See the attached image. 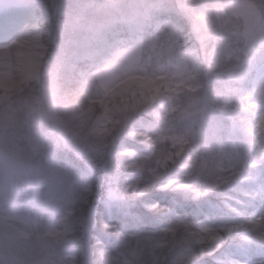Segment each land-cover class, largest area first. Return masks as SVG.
<instances>
[{
	"label": "rangeland",
	"instance_id": "obj_1",
	"mask_svg": "<svg viewBox=\"0 0 264 264\" xmlns=\"http://www.w3.org/2000/svg\"><path fill=\"white\" fill-rule=\"evenodd\" d=\"M22 1L30 7L25 26L18 14L13 13L7 16L8 23H14L12 25L16 28L15 31L8 30L9 34L14 40L21 35L23 47L15 53L11 50L0 51V90L13 92L27 83L40 80L42 88L45 87V82L47 84L46 99L53 101L57 96L59 73L62 67L59 61L55 64L43 61L44 54L41 49L44 47L43 41L47 33L41 28L38 6L47 1ZM196 1L199 2V0ZM53 2L58 3L59 0H48L47 3ZM120 2L121 0H106L103 6L115 7ZM134 2L150 4L149 0H134ZM194 2L179 0L178 5L190 13L188 10L192 8ZM100 4L101 0H95L93 6ZM221 7L225 8V14L228 17L236 21L230 27V38L223 43L224 60L216 69L219 76L211 83L206 78L202 83H198L200 79L198 69L194 68L186 57L177 54L176 45L185 37L169 36L166 33L169 26L168 20L155 21L149 37H124L109 61H105L102 65L86 66L80 71L76 90L82 101L78 103V107L80 111L94 109L97 106L101 108L98 115H91L96 136L101 138L98 141L99 144H104L111 137L109 134L106 137L103 136L112 129L120 101L129 97L128 86L130 83H138L139 97L148 104V112L152 115L151 129L162 144H169L170 139L172 142L190 140L188 143L207 148L215 160L216 168H218L217 165L227 162L243 170L248 167L263 166L264 111H261L260 102L264 99V56L261 55V50L264 48V12L252 0H223L219 6H216L217 10ZM192 33L201 42L208 40L196 21L193 22ZM170 59L174 60L171 64ZM43 69L45 79L41 78ZM130 70L135 71L129 80L120 87H114L118 77ZM250 94H254L253 99H245L241 104V97ZM132 97L135 98V94ZM42 99L44 100V97ZM248 107L254 109L252 139L243 134V129L236 121L237 114L246 115ZM221 116L231 118L230 121L233 122L231 134L235 140L230 148L226 142H231V137L227 140L222 137L216 141L217 133L222 131L220 130ZM58 125L65 127L62 120L58 121ZM46 144L47 142L42 138L33 144V149L38 152L40 146ZM202 151L200 149V152ZM24 166L31 167V164L25 163ZM59 174L57 170L52 172L53 176ZM11 207L22 215L32 214L19 203L9 202L3 194H0V250L10 249L20 260H23L31 251L34 242L38 241L41 245L47 241L55 242L51 236L46 233L44 235L46 232L44 222L38 225L39 232H34L32 237L23 241L25 238L19 236L14 223H11L13 220H10L11 214L8 212ZM103 207L112 211L119 210L121 205L115 200L106 202L104 199ZM261 211H264L262 200H260V210L254 214H259ZM83 236L80 235L77 241ZM72 244L73 238L65 245L69 248ZM126 251L129 258L143 262L144 254L140 251L139 243L133 244ZM64 252L60 255L63 264L65 263ZM50 254L47 247H41V260L47 259ZM85 254L84 259L89 260L88 252Z\"/></svg>",
	"mask_w": 264,
	"mask_h": 264
},
{
	"label": "clouds",
	"instance_id": "obj_2",
	"mask_svg": "<svg viewBox=\"0 0 264 264\" xmlns=\"http://www.w3.org/2000/svg\"><path fill=\"white\" fill-rule=\"evenodd\" d=\"M43 9H46L44 11ZM167 9H174L182 14L179 5L168 3L162 6L138 4L134 0H121L115 7L88 5L84 0H59L58 3H45L38 6L41 17V28L47 35L43 41V61L55 64L62 56L71 51L81 66H86L90 50L98 48L99 32L103 31L105 39L119 37L130 38L136 35L138 27L144 28L147 35L157 18H162ZM147 10V11H145ZM261 11L264 12V0H261ZM129 42L131 40L129 39ZM177 54L186 57L198 69L201 80L210 83L219 76L216 70L224 60V45L221 41H209L207 45L189 32L187 41L177 49ZM264 56V48L261 50ZM170 64L174 60L170 59ZM130 70L114 83L120 87L134 74ZM140 96V85L130 83L127 95ZM60 117L67 128L58 125L55 116L45 115L39 108L32 107L21 112L16 124L0 129V194L12 203H19L26 211L37 217L54 210L63 215L68 207L76 209V214L69 220L73 244L80 237L81 230L89 219L91 205L97 218V202L104 194L106 202L117 201L122 209L131 211L140 198L153 189L166 187L171 177L181 178L178 190L185 198L194 196L195 191L203 192L205 186L215 180L216 173L198 164H188L185 158L161 166L156 156L144 162L141 175L134 168H125L127 157L121 156L123 141L127 137L126 129H117L103 145L89 135L85 129L73 132L71 129L78 123L73 115L60 111ZM136 119L130 114L129 123ZM42 137L48 144V150L37 154L33 144ZM30 163L31 167H25ZM66 169V171H64ZM54 170L59 175L53 176ZM133 173L130 179H139L152 188L145 194L127 190L121 182L127 173ZM120 176L118 184L109 186L108 179ZM103 178V183L100 182ZM115 193L111 198L109 193ZM148 205V204H147ZM146 205L148 210H152ZM41 247H47L50 255L41 260ZM68 245H57L53 241L41 245L34 242L25 259L20 260L10 249L0 250V264H63L60 255ZM75 264H143L141 260L128 258L123 249L108 250L99 255L94 254L91 260L81 258L77 253ZM163 264H181L178 259L169 257Z\"/></svg>",
	"mask_w": 264,
	"mask_h": 264
},
{
	"label": "trees",
	"instance_id": "obj_3",
	"mask_svg": "<svg viewBox=\"0 0 264 264\" xmlns=\"http://www.w3.org/2000/svg\"><path fill=\"white\" fill-rule=\"evenodd\" d=\"M41 1L48 2V0ZM94 1L86 0L85 2L88 5H93ZM184 1L194 2L196 0ZM252 1L261 10V0ZM149 2L156 6L168 3L178 5L179 0H149ZM221 2L223 0H199L198 3L196 1L191 6L192 8L188 10L190 13H187L185 8L183 10L181 5H179L182 14H178L174 9H167L164 16L157 18L155 21L168 20L169 26L166 33L171 37H185V39L178 42L176 45L177 49L187 41L189 32L192 33L194 21L202 29V33L208 37V40H203V45H207L209 41L215 42L217 40L225 43L230 38V27L236 20L225 14V8L221 7L217 10L216 6H219ZM105 3L106 0H101L100 5L103 6ZM155 21L153 22L154 24ZM152 29L153 27L151 31ZM103 31L102 29L99 32L98 48L90 50L86 66L102 65L105 61H109L124 38L119 37L108 40L104 38ZM151 31L145 35L144 28L140 26L133 37H149ZM193 35L196 36L195 34ZM58 61L61 62L60 66L62 68L59 73L60 80L58 81L57 96L53 101L49 98L46 99L47 84L45 82V87L42 88V81L40 80L27 83L13 92L0 90V129L5 127V121H7L9 126L14 125L18 122L21 112L37 107L45 115H54L56 120H62L65 128H67V125L60 117L59 112L66 111L72 114L73 118L78 121L71 129L73 132L87 129L90 136L94 137L97 142L100 141L101 138L96 136L94 120L91 115H98L101 112V108L97 106L94 109L80 111L78 107V103L82 101L76 90L79 82V72L86 66H81L79 60L71 51ZM41 78L45 79L44 69L41 71ZM203 81L204 79H199L198 83ZM43 97L44 100L42 99ZM119 105L112 129L103 137L108 134L112 136L117 129L127 130V137L123 141L120 152L121 156H123L125 149H134L140 154L149 152L150 146L147 143L133 137L143 136L145 140H151V146L155 148L161 166L166 167L169 164L164 163V158L167 156H172V162L183 157L188 164H198L205 169L215 171V180L220 178L227 179L223 187L198 198L195 196L185 198L182 194L172 190L153 189L141 197L140 201L131 208V211H126L122 207L119 210L114 209L112 211L105 209L103 207L104 194H101V199L97 202V219L116 223L121 231L142 232V235L137 236L128 248H131L135 243H139L140 251L144 254L143 264H163L166 258L169 257L178 259L181 264H191L192 253L195 250V241L192 239L195 236L194 225L200 224L215 227L239 220V217L230 211L227 206L241 207V205L237 204L238 200H244L248 203L246 210L249 215H253L260 210L261 199L257 197L254 200H249L245 193L260 191L264 188V164L261 168L248 167L243 170L237 169L227 162L217 165L218 168H216V163L211 153L201 145L188 143L190 140L187 139L172 142L169 138L171 140H169V144H162V141H158L154 130L151 129L153 120L152 115L148 112V104L140 97H126V99L120 101ZM130 114H136V119L131 124L129 123ZM221 117L220 130L222 131L217 133L216 141L222 137L225 140L231 137L232 141L226 142L230 148L235 140L231 134V123L233 122L230 121L231 118ZM236 121L239 123L240 128L243 129V134L248 135L249 139H252L254 131L253 109L247 108L244 116L238 113ZM40 139L42 137H38L35 142ZM34 148L39 149L38 147ZM200 149L203 151L200 152ZM47 150L48 144L40 146L39 151L36 153H44ZM127 162L130 164L136 163L133 160H128ZM132 175L133 173L129 172L126 174V178L130 179ZM171 179L181 182V178L178 175L172 176ZM121 183L126 184L127 179H124ZM153 201L159 202L161 206L166 205L168 210H164L163 207L155 211L148 210L146 205ZM72 209L68 207L65 212H71ZM8 212L11 214L10 220H13L11 223H14L19 236L23 239L25 238L23 241H26L30 236L32 237L33 233L38 231V225L43 222L46 224L44 235L46 233L51 236L58 245H65L73 238L72 230L69 227L71 216L65 215V212L63 215H58L54 210H51L46 215L39 217H35L32 214L22 215L21 212L12 207ZM31 224L33 225L31 226ZM246 232V229L241 228L238 231L227 234L224 240L215 248H199V256L194 264H237V262L254 264V262L264 261V244L245 241L243 236ZM80 235H84L83 230H81ZM91 235L93 238L95 235L101 236L109 246L118 243L120 239L116 233H103L99 226L93 229ZM91 244H95L94 239L91 240ZM70 248L73 249V252L69 251ZM89 249V251L85 250L81 246L76 250V245L72 244L63 254L64 264H69L72 255L77 257V253L84 259L86 258L85 253L88 252L87 257H90L89 260H91L94 257L95 249ZM124 251L127 255V251ZM127 257L129 258L128 255Z\"/></svg>",
	"mask_w": 264,
	"mask_h": 264
},
{
	"label": "snow or ice",
	"instance_id": "obj_4",
	"mask_svg": "<svg viewBox=\"0 0 264 264\" xmlns=\"http://www.w3.org/2000/svg\"><path fill=\"white\" fill-rule=\"evenodd\" d=\"M46 11V9H43ZM254 94H250L246 97H241V104H243L244 100H252ZM261 111H264V99H261ZM134 138H137L145 143H147L150 146V151L145 154H140L136 152L134 149H125L123 151V156L127 157L125 161V168H134L137 170V175L142 174V170L144 168V162L151 159L153 156H156L158 162L159 157L158 154L155 151V148L152 147L151 140H145L143 136H133ZM133 160L136 161V163L130 164L127 161ZM172 162V156H167L164 158V163L168 164ZM160 163V162H159ZM121 177L120 176H112L109 177L108 183L109 186L112 184H118L120 182ZM124 179H127L126 187L127 190L130 192H135L137 194H145L150 191L152 188V185L150 184H143L139 179H128L124 177ZM101 183H103V178L100 180ZM227 182L226 178H220L218 180H214L211 183L206 184L205 190L203 192L201 191H195L194 190V196L195 197H202L206 195L207 193L217 190L221 187H223V184ZM179 182L170 180L168 181V184L166 187H162L161 190H178ZM245 195L249 198V200H254L257 197H259L262 201H264V188H262L260 191H254V192H246ZM109 196L111 198H115V193H109ZM237 204L241 205V207H234L232 205H227L230 211L235 213L236 216L239 217V220L219 225V226H209V225H200L196 224L194 225V231L195 236L192 238L195 241V250L192 253L191 258V264H194V262L198 259L199 256V248L208 247V248H215L217 245H219L225 238L227 234L232 233L233 231H238L241 228H244L247 230L246 234L243 236V239L247 242H259L261 244H264V211H261L259 214L249 215L247 212L248 203L246 201L238 200ZM152 210H157L161 207L164 208V210H168L167 206H161L159 202L153 201L151 203H148L147 205ZM76 209H72L71 212L66 211L65 215L73 216L76 214ZM183 222V221H181ZM97 226L100 227L103 233L105 234H111L116 233L119 236V242L109 246L105 243V239L101 238L99 235H95L93 238L91 233L94 228ZM142 230V229H140ZM135 233V235H133ZM142 235V232L136 231V232H127V231H121L116 223H112L109 221H105L103 219H97L94 208L90 205L89 206V219L85 223L84 228V236L81 238V240L76 241V250L79 249L81 245H83L84 249L87 250L89 248H94L95 252L94 254L99 255L105 251L108 250H126L128 249V246L137 238V236ZM107 238V236H106ZM95 240V244H91V240ZM70 252H73V249H69ZM76 262V256L72 255L71 260L69 264H75ZM237 264H247V262H237ZM254 264H264V261L261 262H254Z\"/></svg>",
	"mask_w": 264,
	"mask_h": 264
},
{
	"label": "bare ground",
	"instance_id": "obj_5",
	"mask_svg": "<svg viewBox=\"0 0 264 264\" xmlns=\"http://www.w3.org/2000/svg\"><path fill=\"white\" fill-rule=\"evenodd\" d=\"M30 12V7L22 0H2L0 1V51L11 50L14 53L23 47L21 35L17 39H12L8 30H14V23H8V16L13 13L18 14L24 26L27 22L26 15ZM19 25V24H18ZM9 28V29H8ZM15 31V30H14Z\"/></svg>",
	"mask_w": 264,
	"mask_h": 264
}]
</instances>
